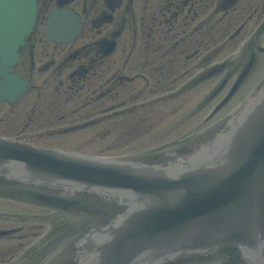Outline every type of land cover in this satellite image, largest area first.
<instances>
[{
  "label": "flooded vegetation",
  "instance_id": "af4514ba",
  "mask_svg": "<svg viewBox=\"0 0 264 264\" xmlns=\"http://www.w3.org/2000/svg\"><path fill=\"white\" fill-rule=\"evenodd\" d=\"M37 3L36 24L9 68L23 78L26 90L19 98H0V137L36 145L50 136L80 132L116 135L118 119L142 118L148 109L168 110L172 115L167 113V118H181V110L196 99L197 85L228 69L229 61L213 63L217 57L246 39L243 49L255 61L257 42L264 40V27L256 34L264 20V0ZM60 10L66 15L54 17ZM76 20L80 28L72 40L54 38ZM232 74L224 76L202 106L227 87ZM82 195L0 178V204L26 206L20 212L0 210V264L74 263L79 236L107 222L114 212L99 204L91 209L98 219L69 229L70 209H89ZM230 247L221 249L219 257L228 252L239 263ZM161 264L197 261L182 257Z\"/></svg>",
  "mask_w": 264,
  "mask_h": 264
},
{
  "label": "water",
  "instance_id": "95a60500",
  "mask_svg": "<svg viewBox=\"0 0 264 264\" xmlns=\"http://www.w3.org/2000/svg\"><path fill=\"white\" fill-rule=\"evenodd\" d=\"M36 15L35 0H0L4 96L21 92L19 77L7 65ZM0 177L9 184L85 193L119 209L76 241L75 264H160L231 244L247 264H264V83L207 141L166 152L158 161L0 138Z\"/></svg>",
  "mask_w": 264,
  "mask_h": 264
},
{
  "label": "rangeland",
  "instance_id": "374dc122",
  "mask_svg": "<svg viewBox=\"0 0 264 264\" xmlns=\"http://www.w3.org/2000/svg\"><path fill=\"white\" fill-rule=\"evenodd\" d=\"M247 42L248 40H244L237 47L226 49L219 57H217L213 63L229 61L230 63L228 69L219 73V75L213 77L209 81L197 85L195 88L196 99L186 105L185 109L181 110V118H173L172 116H169L167 121H161L159 129L156 130L155 133H143V136L116 135L114 137L97 136L94 134V131H89V133L86 134L78 133L63 137H52L51 139H46L43 142H45V144L55 146H66L68 150H78L85 153L127 156L144 160H154L161 155L163 150L169 148L170 146L177 147L185 145L186 143L189 144L191 143L189 140L192 139H206L226 120L225 118L228 115L235 111L238 106L245 102V100L252 95V93H254L264 79L263 56L261 64L258 62V59L250 75L236 93V96L232 97L227 105H225L215 116L211 119H207L208 114L211 112L216 103L219 102V100L225 96L226 92L229 90L231 80L233 82L236 79L247 63L249 55L246 54L247 50L243 49L244 45H246L245 47L247 48ZM228 72H232L233 76L231 77L227 87L221 91V93H219L217 97L209 103V105L202 106V101L207 98V95H209L211 91L219 85ZM165 112L170 113L168 110H165ZM160 115L161 111L155 112V119L157 122L159 121ZM170 115L172 114L170 113ZM169 124L175 128V131H172V133H168L169 131L165 130V128H168ZM120 131L122 132V130L118 129V132ZM25 208L26 206L23 204L15 205L14 207L8 206L6 202L0 204L1 211L12 209L20 212L24 211ZM87 217V211L78 210L77 208L70 209L69 229L76 225L85 224ZM223 260H225V264H233V262H228L226 256L223 257ZM204 264L215 263L212 262Z\"/></svg>",
  "mask_w": 264,
  "mask_h": 264
}]
</instances>
